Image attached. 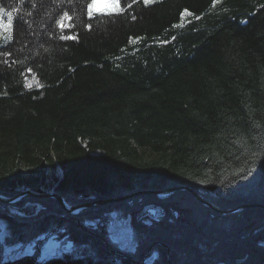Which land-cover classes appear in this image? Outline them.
Instances as JSON below:
<instances>
[{
    "label": "trees",
    "instance_id": "16d2710c",
    "mask_svg": "<svg viewBox=\"0 0 264 264\" xmlns=\"http://www.w3.org/2000/svg\"><path fill=\"white\" fill-rule=\"evenodd\" d=\"M92 2L0 0V194L190 186L221 209L264 206V0H120L89 17ZM113 212L136 243L109 232ZM0 222L23 246L59 229L74 244L42 260L0 242V264H264V207L220 214L184 190L78 214L28 195L0 201Z\"/></svg>",
    "mask_w": 264,
    "mask_h": 264
},
{
    "label": "rangeland",
    "instance_id": "374dc122",
    "mask_svg": "<svg viewBox=\"0 0 264 264\" xmlns=\"http://www.w3.org/2000/svg\"><path fill=\"white\" fill-rule=\"evenodd\" d=\"M157 1V0H155ZM107 2V0H96L97 4H102ZM101 13L98 10H94V13ZM31 86H35V82L33 80L29 81ZM12 204V203H10ZM14 209V207H11ZM109 221V225L107 226L109 232L116 237V239L120 242L129 243L132 245L136 243L134 240V232L132 229L133 216H120L117 212L108 213L107 215ZM96 221L93 223H100L101 220L95 218ZM95 223V224H96ZM58 232L52 233H42L37 236V240H29V244L23 246L22 242H16L15 239L10 236L6 226L4 223L0 222V242L6 245V250L18 249L21 246L24 247L22 250V254L15 253L14 255H23V254H36L40 259H45L54 254H64V253H72L74 244L69 238V236L63 233L62 229L53 230ZM128 244V245H129ZM3 261V260H2ZM0 259V262H2Z\"/></svg>",
    "mask_w": 264,
    "mask_h": 264
},
{
    "label": "water",
    "instance_id": "95a60500",
    "mask_svg": "<svg viewBox=\"0 0 264 264\" xmlns=\"http://www.w3.org/2000/svg\"><path fill=\"white\" fill-rule=\"evenodd\" d=\"M215 188H211V190H214ZM188 191L192 193V195L200 201L202 204L206 205L207 207L211 208L217 213L220 214H234L242 209H245L247 207H264L260 204H245L240 207H237L235 209H221L220 207L216 206L214 203L211 201L205 199L198 191L193 189L190 186H177V187H170L164 190H139L136 192H133L128 195H122L118 197H111V198H106V199H97L93 201H88L84 203H79V204H71L69 201L66 200L62 195L56 193V192H48V193H43L41 191H33L31 189L24 190L20 193H18L15 196H4L0 194V201L5 202V203H14L22 200L24 197L31 195L36 198H47V199H55L58 201V203L63 207L65 211L68 213H73V214H78L82 212L83 210L90 208V207H98V206H104V205H110L116 202H121L124 200H127L132 197H137L141 195H155L157 197H164L167 195H170L174 192L177 191ZM147 213H150L152 216H157L158 214V209L155 206H150L146 209Z\"/></svg>",
    "mask_w": 264,
    "mask_h": 264
},
{
    "label": "snow or ice",
    "instance_id": "6c2138e0",
    "mask_svg": "<svg viewBox=\"0 0 264 264\" xmlns=\"http://www.w3.org/2000/svg\"><path fill=\"white\" fill-rule=\"evenodd\" d=\"M137 0H132L131 4H128L127 7L131 8L132 4L136 3ZM145 5L154 3L155 0H143ZM220 3V0H212V7L215 8L216 5ZM94 10H98L99 12L105 14V15H112V14H119L122 13L125 9L121 7V3L120 0H107V2L102 3V4H97L96 0H93V2L88 6V15L89 17H92L94 15ZM0 11H3V9H0ZM193 14L191 12H189L187 9H185L182 13H181V17H182V21L179 25H176V27H183V17L185 16H192ZM65 18L68 20H71V17L68 16V14H65ZM196 19H199V17H195ZM7 19L9 21V25H6V29L10 28V24L12 21V16L11 13H7ZM133 19H135V17H133ZM61 27L64 28L66 27V25L61 22ZM90 27V26H89ZM61 39H75V37L73 36H62ZM131 42H135V40L131 41ZM29 87H31V85H29ZM257 127H259V125H257ZM236 143H240L242 144V140L238 139L236 141Z\"/></svg>",
    "mask_w": 264,
    "mask_h": 264
}]
</instances>
